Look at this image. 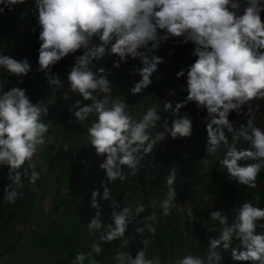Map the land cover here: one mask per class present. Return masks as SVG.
Returning <instances> with one entry per match:
<instances>
[{
  "label": "clouds",
  "instance_id": "clouds-1",
  "mask_svg": "<svg viewBox=\"0 0 264 264\" xmlns=\"http://www.w3.org/2000/svg\"><path fill=\"white\" fill-rule=\"evenodd\" d=\"M25 3L26 0H0V13L9 10L10 16L3 15L5 22H12L13 16L32 21V40L36 38L32 45L38 39L41 42L36 71L44 72L50 84L61 85L58 77L49 75L57 62L82 50L63 75L69 85L64 99L76 93L83 101H91L76 99L69 111H74L75 119L81 123L95 114L87 127V143L104 156L99 167L105 178L100 181L101 187L91 193L95 214L87 224L89 233L99 232V237L90 251H76L69 264H99L93 253L102 252L103 242L120 240L123 246H129L137 235L143 246L135 256L130 251L117 250L112 258L115 264H221L220 248L230 249L235 261L264 264V0H34L35 11L28 16L17 14ZM170 37L192 42L191 55L196 59L176 73L178 78L187 74L183 86L187 95L175 107L165 100L164 109L171 110L173 118L170 124L165 118L162 130H157L161 121L158 108L149 107L138 117L125 99L113 100V81L108 78L111 69L96 68L93 60L115 54L114 67L128 61L138 66L130 70L138 73L139 80L131 83L129 91L141 93L153 82V73L164 60L160 55L150 59L146 50L158 49ZM0 69L22 78L33 66L27 56L16 59L0 51ZM26 93L25 85L5 90L0 83V165L8 166L9 183L3 192L9 203L23 195L19 189L24 187L25 178L33 185L41 179L37 163L41 162L44 146L53 142L50 122L43 119L48 107L42 100L34 103ZM169 94L174 91L169 90ZM189 102L206 109L207 154L223 152L219 164L226 169L228 178L254 188V192L250 200L236 207L231 222L223 214L225 209L207 207L211 211V233L204 237V255H199V247L197 254L163 260L160 255H148L151 239L145 234H156L160 218L156 211L147 212L149 205L139 202L145 198L140 194L144 189L138 184L128 185L136 197L134 202L138 200L133 206L121 204L110 185L136 175L146 155L165 137L183 141L180 138L193 134L192 118L180 112ZM242 141L249 146L238 147ZM173 148L175 157L179 153L186 156L189 143L179 151ZM204 163L206 166L208 162ZM125 166L130 171L126 172ZM205 170L206 167L201 174ZM178 176V165L167 171V191L158 207L163 216L170 215L173 208H189L182 219H194L192 206L203 208L199 201L204 202L205 192L196 182L183 191L178 204ZM115 187L118 190L116 183ZM119 190L123 195L121 191L126 187ZM101 200L111 202L108 222ZM200 209L196 210L198 215Z\"/></svg>",
  "mask_w": 264,
  "mask_h": 264
},
{
  "label": "trees",
  "instance_id": "trees-1",
  "mask_svg": "<svg viewBox=\"0 0 264 264\" xmlns=\"http://www.w3.org/2000/svg\"><path fill=\"white\" fill-rule=\"evenodd\" d=\"M31 23V20L16 16L12 22L8 21L6 25L0 24V51L16 59L27 56L33 66L32 71L22 78L15 74L9 75L7 71L0 69V83L4 85L5 90L17 84L22 88L25 85L26 94L34 103L42 100V103L48 107V112L43 119L45 122H50L49 132L53 142L46 144L44 151L40 154L41 162L37 163V170L41 171V179L36 181V187L25 178L24 187L19 189L23 195L19 196L14 203L4 200L3 187L9 183L8 166L0 165V263L69 264L76 251H90L93 241L99 237V232L88 237L84 234L87 224L95 214V209L90 204L91 193L101 187L100 181L105 178L104 170L99 167L104 156L97 154L95 148L87 143V127L95 119V114L81 123L75 119L74 111H69V107L75 103L76 99H81L83 103H91V101H83V98L78 97L76 93L64 99L66 86H69L67 78L63 81L64 72L70 71L75 55L82 54V50L70 53L57 62L49 75L58 77L61 85L50 84L44 72L36 71L41 42L38 39L37 44L32 45ZM182 39V37H170L167 42H161L158 49L149 47L150 59L154 55H160L164 57V60L158 64L157 71L153 73V82L137 94H132L129 89L133 81L139 80L138 73L133 74L130 71L137 69L138 66L128 61L122 63L119 68L114 67L113 62L117 58L115 54L93 60L96 68L111 69L108 78L113 81L111 94L113 100L117 97L125 99L138 117L149 107L158 108L161 121L157 130H162L165 118H168L169 124L173 118L171 110L164 109L165 100L171 101L175 107L176 102L183 100L187 95V91L183 88L187 82V74L178 78L176 73L182 67L187 68L196 57L191 55L194 47L192 42L183 43ZM21 79L22 83H20ZM169 90H173L174 94L170 95ZM180 112H186L192 118L193 134L190 137L180 138L183 141L165 137L155 146L152 153L146 155L142 161L144 166L136 175H129L127 180H117L113 183L114 185H110L112 189L114 188L113 193L121 204L133 206L138 200L134 202L132 198L130 199L132 193L128 185L138 184L144 189L141 190L139 187L140 194L143 193L146 199L139 202L149 205L147 212L156 211L160 218L156 225L158 238H150L151 243L147 251L151 253L156 244L162 241L164 249L159 246L160 250L167 251L168 254L171 253L178 258L187 255L185 250L190 245L199 248L205 244L204 237L207 233H211L208 224L211 220L209 215L211 211H208L207 207L212 206L217 210L223 203L226 208L223 214L231 222L236 215V207L238 208L241 202L250 200L254 192V188L238 184L236 180L228 178L226 169L219 164V158L223 152L217 155L207 154L206 109H200L195 102H189L180 109ZM245 119L243 117V120ZM228 136L231 137V133ZM186 142L189 143L186 156L180 153L177 157L172 155L175 153L173 147L176 146L179 151ZM248 146V143L243 141L238 145V147ZM205 161L208 162L206 166ZM174 165H178L180 178V183L176 185L178 190L180 189V191L177 190V203L181 202L185 189L199 182L202 184L201 191L205 192L203 208H201V210L205 209V212L198 215L196 210L200 207L193 205L194 219H182V215H187L190 209L175 210L178 219L174 220L175 223H171L168 216H163L158 204L167 191V171ZM205 167L206 170L201 174ZM124 170L130 171L127 166ZM123 186L126 190L121 191L123 195H120L119 189ZM47 198L51 206L43 208L42 204ZM1 201H3L2 204ZM100 203L104 211V219L108 222L111 202L101 200ZM70 227L73 229L71 230ZM24 241L27 253L19 260L16 253ZM188 243L191 244L188 245ZM142 246L139 243V235L137 240L131 242L129 246H123L120 240L103 242L102 252L99 255L93 253V258L98 260L99 264H106L102 260L107 256L109 257L107 264H115L112 258L117 250L130 251L135 256L138 247ZM204 248L199 255L205 254ZM218 251L222 257L221 264H250L247 261L233 260L230 249L220 248Z\"/></svg>",
  "mask_w": 264,
  "mask_h": 264
},
{
  "label": "rangeland",
  "instance_id": "rangeland-1",
  "mask_svg": "<svg viewBox=\"0 0 264 264\" xmlns=\"http://www.w3.org/2000/svg\"><path fill=\"white\" fill-rule=\"evenodd\" d=\"M17 10V7L15 8V11ZM35 15V17H36V14H34ZM35 42H36V38H33V40H32V44H35ZM146 55H148L149 56V54H150V52H149V50L147 51L146 50V53H145ZM64 73H66V72H64ZM68 90H70V89H68ZM34 187H36V185L34 184L33 185ZM130 198H132L133 199V201L136 199V197H135V195H133L132 194V196L130 197ZM2 202L3 201H1V204H2ZM199 203L201 204V205H203V200L201 199L200 201H199ZM42 206H43V208H49L50 206H51V202L49 201V199L47 198L46 200H44V203L42 204ZM221 208H223V209H226L224 206H221L219 209H221ZM208 210V209H207ZM204 212H205V209H200L199 210V213L200 214H204ZM175 219H178V216H177V213L175 212V209L173 208L172 209V212H171V214L170 215H168V220H170V222L171 223H175L174 222V220ZM173 227L175 226V225H172ZM70 229L72 230L73 229V227H70ZM71 233V232H70ZM157 233V232H156ZM72 234V233H71ZM86 237H88V236H93V234H90L89 233V230H88V228H87V230H86V232H85V234H84ZM84 237V236H83ZM147 237H157L158 238V234L156 235H152L151 233H148L147 234ZM25 241L18 247V252H17V258L19 257V259H21L23 256H25L26 255V253H27V249H26V246H25ZM151 243V242H150ZM175 243V242H174ZM191 244V243H190ZM189 243H188V245H190ZM159 246L160 247H163V249H164V243L162 242V241H159V243H158V245L156 244V246L152 249V252L151 253H148V255L149 256H154V254H156V255H160V257H161V259H163V260H171L172 258H174V259H176L171 253L170 254H168V252L166 251V252H162L161 250H160V248H159ZM202 248V247H201ZM201 248H199L200 249V251L202 250ZM59 249H61V247L59 248ZM138 249H139V247H138ZM186 249V248H185ZM185 251H187V255L188 254H194V253H197V251H198V248H197V246H194V245H190V247H188ZM168 254V255H167ZM108 258L109 257H107V256H105L104 258H103V262L105 263L106 262V264H107V261H108ZM0 261H1V259H0ZM98 261V260H97ZM99 262V261H98ZM1 264V263H0Z\"/></svg>",
  "mask_w": 264,
  "mask_h": 264
},
{
  "label": "crops",
  "instance_id": "crops-1",
  "mask_svg": "<svg viewBox=\"0 0 264 264\" xmlns=\"http://www.w3.org/2000/svg\"><path fill=\"white\" fill-rule=\"evenodd\" d=\"M34 0H26V3L25 4H21V7L18 9V10H20L21 12H19V13H17V14H21V13H23V14H27V13H31V12H33V11H35L36 9L34 8ZM18 5H16V6H14V7H17ZM3 15H7V16H10V12H9V10H5L4 12H3V14L1 15V13H0V24H2V25H6V23L7 22H5L4 20V17H3ZM16 15V14H15ZM11 19H16V17L15 16H13ZM20 228V227H19ZM18 228V229H19ZM17 254V253H16ZM37 264V263H36Z\"/></svg>",
  "mask_w": 264,
  "mask_h": 264
}]
</instances>
